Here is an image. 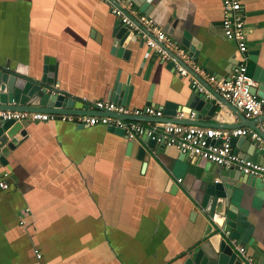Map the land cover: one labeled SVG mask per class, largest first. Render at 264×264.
<instances>
[{
	"label": "crops",
	"instance_id": "crops-1",
	"mask_svg": "<svg viewBox=\"0 0 264 264\" xmlns=\"http://www.w3.org/2000/svg\"><path fill=\"white\" fill-rule=\"evenodd\" d=\"M241 4L247 46L255 57L247 62L253 75L257 66L264 71V0ZM146 5L143 13L159 27L174 24L167 35L197 64L217 75L232 70L236 45L223 35L221 0H146ZM116 19L102 0H0V67L33 80L51 67L55 86L77 98L74 117L94 112L96 100L111 99L118 79L133 87L126 106L162 111L161 117L137 116L144 126L174 121L225 129L261 126L264 114L246 118L220 100L224 106L216 100L213 114L189 118L193 89L188 77L161 61L140 37L123 56L112 53L108 34ZM188 36L195 51L182 43ZM83 98L90 109L79 108ZM22 123L26 135L0 163V178L7 172L10 184L0 189V264H183L199 248L211 251L204 237L208 217L199 202L214 181L239 185L231 202L249 224L243 244L235 246L241 264H248L246 257L264 264L262 178L251 183L241 174V181H233L223 176L224 168L183 158L175 147L155 143L147 148L144 136L132 140L127 152L130 140L103 124ZM247 139L238 154L255 153L253 161L263 164L264 151ZM141 146L145 150L138 158Z\"/></svg>",
	"mask_w": 264,
	"mask_h": 264
},
{
	"label": "built area",
	"instance_id": "built-area-1",
	"mask_svg": "<svg viewBox=\"0 0 264 264\" xmlns=\"http://www.w3.org/2000/svg\"><path fill=\"white\" fill-rule=\"evenodd\" d=\"M111 6L112 14L121 21L131 32L143 39L146 46L156 52L163 62H173V68L180 76L188 77L193 90L213 96L207 85L217 92L225 101L237 108L244 117L255 118L264 114V99L252 92L258 85L253 75L248 72V46L241 0H221L223 35L236 45L237 58L232 70L226 75H217L208 72L206 68L190 58L189 51L173 41L154 20L140 12L133 0H102ZM84 102L86 98L82 99ZM223 108V104L217 100ZM92 114H56L39 111H19L0 109V119L22 122L24 120H69L78 124L115 126L124 130V136L132 141L142 136L148 137L156 144L175 147L178 152L190 158H199L210 161L225 169L240 171L246 176L262 178L264 180V163L244 158L234 152L231 144L233 137L248 136L264 151V121L258 129L251 126H242L234 129L202 127L194 124L175 122H160L154 126H144L133 117L140 115L161 117L162 111L152 106L129 108L125 104L111 99L96 100L92 104ZM109 113L118 116H110ZM187 114V113H186ZM178 116L184 117L180 111ZM189 118L194 113L188 114ZM260 130V131H259ZM8 173L3 172L0 178V189L9 188ZM181 181V178H178ZM28 212L29 208H25ZM21 225L25 220H20ZM37 259L41 258L38 249L34 250ZM239 252L245 254V248L239 247ZM248 264H257L251 258H245Z\"/></svg>",
	"mask_w": 264,
	"mask_h": 264
},
{
	"label": "water",
	"instance_id": "water-1",
	"mask_svg": "<svg viewBox=\"0 0 264 264\" xmlns=\"http://www.w3.org/2000/svg\"><path fill=\"white\" fill-rule=\"evenodd\" d=\"M135 6L144 12L147 5L146 0H133ZM171 26L166 24L162 30L166 34L172 35ZM139 36L131 32L119 19H116L115 24L110 28L108 38L111 42V51L117 56H123L125 47L131 42H135ZM184 46L194 50L195 42L191 41L189 36L182 40ZM249 59L254 60V53L248 50ZM169 66H173V62H168ZM50 72H46L40 79L33 80L24 75L15 73L11 70L0 67V109L19 110V111H39L56 114H75L72 109L78 108L77 98L62 92L55 86L56 81L51 77L54 76L49 67ZM45 72V71H43ZM254 79L258 85L252 88V92L258 97L264 99V71L257 66L253 73ZM207 88L213 95V98L206 97L204 94L195 90L189 95L188 107L189 112L194 113L195 119H200L205 115H211L215 112L217 105L216 100L225 102V100L208 85ZM133 87L128 82L125 84L117 79L114 82L111 91V100L122 104H128L131 97ZM35 102L36 104H31ZM227 102V101H226ZM81 109H90V105L80 100ZM148 104V102H147ZM229 104V103H228ZM33 105V106H32ZM93 111H87L80 114H92ZM112 113H109L110 116ZM136 119V117H133ZM176 123H180L174 121ZM195 124V123H188ZM82 125V124H80ZM250 126H252L250 124ZM254 126V123H253ZM258 129V128H257ZM108 130L124 136V130L115 126H108ZM260 131V130H259ZM264 137V134L261 133ZM26 135V130L23 128V123L13 120L0 119V163L7 162V156L10 151L23 139ZM147 148H153L155 142L148 137H143ZM242 141H249L247 136L233 137L231 140L232 146H235L234 152L239 151V146ZM132 146L130 141L127 145V152ZM145 147L141 146L138 152V158L143 156ZM243 151V150H241ZM252 160H255V153L245 151V154ZM181 157H185L181 154ZM145 163L142 164V168ZM225 178H230L233 181H241V172L234 169H225L222 173ZM244 175V174H243ZM246 176V175H245ZM246 180L253 183L255 178L246 176ZM264 182V180H262ZM235 182L233 185L227 182L218 181L208 184L205 193L202 196L199 206L206 212L208 217L207 228L204 237L210 244L209 253H205L202 248H199L197 254L193 257H188L183 264H241L243 259L238 255L235 246L242 245L241 238L246 230L249 229V224L246 222V217L238 212V208L231 202V194L233 187L239 185ZM216 216L221 218V222ZM211 253V254H210Z\"/></svg>",
	"mask_w": 264,
	"mask_h": 264
}]
</instances>
